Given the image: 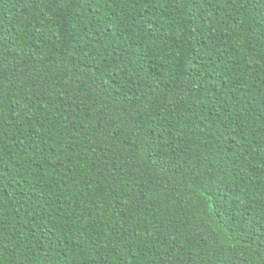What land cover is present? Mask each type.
Masks as SVG:
<instances>
[{"label": "trees", "instance_id": "obj_1", "mask_svg": "<svg viewBox=\"0 0 264 264\" xmlns=\"http://www.w3.org/2000/svg\"><path fill=\"white\" fill-rule=\"evenodd\" d=\"M0 264H264V0H0Z\"/></svg>", "mask_w": 264, "mask_h": 264}]
</instances>
